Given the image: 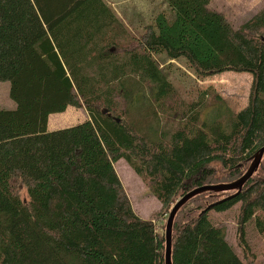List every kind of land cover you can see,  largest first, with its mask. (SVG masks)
I'll return each mask as SVG.
<instances>
[{"label":"trees","instance_id":"obj_1","mask_svg":"<svg viewBox=\"0 0 264 264\" xmlns=\"http://www.w3.org/2000/svg\"><path fill=\"white\" fill-rule=\"evenodd\" d=\"M212 1L163 0L130 28L106 0H0V82L16 103L0 109V264H166L165 227L132 207L121 159L167 207L219 182L217 166L242 177L264 147V6L236 26ZM227 71L253 75L238 112L197 87ZM69 106L88 118L48 129ZM236 206L244 259L212 217ZM174 218L172 264H252L264 176Z\"/></svg>","mask_w":264,"mask_h":264},{"label":"rangeland","instance_id":"obj_2","mask_svg":"<svg viewBox=\"0 0 264 264\" xmlns=\"http://www.w3.org/2000/svg\"><path fill=\"white\" fill-rule=\"evenodd\" d=\"M264 6V0H213L212 7L217 11L222 12L227 16L236 26L248 20L255 15ZM136 21V20H135ZM132 31V30H131ZM136 34L137 30H133ZM253 75L247 72H234L227 71L224 73L214 74L199 80L197 87L201 89H209L215 91L216 94L222 98L233 111L244 109L248 105L250 93L252 88ZM10 82H0V109H14L16 106L15 101L10 96ZM88 115L87 110L82 107L69 106L66 111L54 113L50 115L48 124L54 123L55 129L72 126L79 122L84 121ZM48 122V123H49ZM53 129V130H55ZM51 130V129H50ZM254 157L241 164L240 171L242 175L247 174V171L252 165ZM258 168L251 176L256 177L264 176V155L259 161ZM218 165V164H217ZM116 170L122 181L125 194L129 197L132 207L141 217L145 219H157L159 223L163 224L166 228L169 215L174 205L170 207L163 206L160 200L152 193L145 180L140 177L133 168L123 159L119 160L116 165ZM217 176L219 182L214 184L230 183L228 169L217 166ZM241 175V176H242ZM241 178V177H240ZM233 192H229L231 194ZM23 198L27 196L26 189L22 190ZM238 206L221 213L212 215L215 221L221 224L226 231L229 243L233 246L234 250L242 259L245 258V252L238 242L239 223L238 219ZM246 236L248 247L251 251L250 255L254 257L252 264H264V232L257 228L254 222L247 225Z\"/></svg>","mask_w":264,"mask_h":264},{"label":"water","instance_id":"obj_3","mask_svg":"<svg viewBox=\"0 0 264 264\" xmlns=\"http://www.w3.org/2000/svg\"><path fill=\"white\" fill-rule=\"evenodd\" d=\"M264 155V147L260 148V150L254 155V160L252 162L251 167L247 171V174L242 175L241 178L238 180L231 182V183H221L220 184H209L208 186L205 185L200 188L193 189L192 191H189V193L185 194L183 197H181L176 204H174V207L172 208V211L169 215L168 222L165 228V236H166V264H172V243H173V225H174V217L176 216L179 209L185 204L188 200L196 196L197 194L205 191H228V190H234V189H240L242 188L243 184L251 177L253 172L258 168L259 161L262 160Z\"/></svg>","mask_w":264,"mask_h":264},{"label":"crops","instance_id":"obj_4","mask_svg":"<svg viewBox=\"0 0 264 264\" xmlns=\"http://www.w3.org/2000/svg\"><path fill=\"white\" fill-rule=\"evenodd\" d=\"M113 10L120 15L127 23L130 28L132 27V22H135L134 15H140L143 13H149L152 8L161 7L163 0H106ZM134 30V29H133ZM50 119V118H49ZM51 124V121L48 123ZM50 129H55L54 123L49 125Z\"/></svg>","mask_w":264,"mask_h":264}]
</instances>
